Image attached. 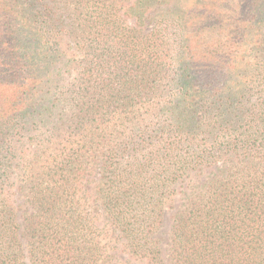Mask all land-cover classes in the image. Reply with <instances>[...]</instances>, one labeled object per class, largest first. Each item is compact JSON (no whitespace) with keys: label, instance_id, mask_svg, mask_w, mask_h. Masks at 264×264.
<instances>
[{"label":"trees","instance_id":"1","mask_svg":"<svg viewBox=\"0 0 264 264\" xmlns=\"http://www.w3.org/2000/svg\"><path fill=\"white\" fill-rule=\"evenodd\" d=\"M121 1L124 0H0V91L7 87L12 90L0 99L3 180L14 167L8 159L10 150H3L1 136L12 130L21 132L30 124L44 126L50 121L54 127L61 126L58 122L63 120L61 111L66 107L60 108L55 103L57 95L66 97L69 93L64 102L77 110L71 121L81 127L94 119L93 115L100 117L106 113L113 118L126 111L127 104L130 107L138 101H154L157 89L172 67L162 57L158 41L163 35L155 28L138 35L134 28L124 25L116 14ZM174 1L132 0L126 7L121 6L124 15L139 20L147 7L162 5L171 16L170 22L180 31L181 50L177 51L173 94L167 112L170 131L178 139L164 145L162 141V152L157 156L152 154L148 165L157 157L178 150L182 140L189 143L187 150L192 151H187L173 167L161 165L153 169L148 182L131 177L122 181V173L110 169L112 176L104 174L105 188L99 190L97 198L127 264H264V168L254 162L264 159V0L238 1L237 23L229 36L250 39L252 47L238 43V48L243 53L255 51L256 55L238 73V93L229 90L224 98L220 92L227 85L219 83L224 74L220 49L203 50L196 55L191 47H195L193 36L198 40L202 37L191 35L186 28L190 17L186 7V12L168 10L178 3ZM202 45L208 47L205 41ZM68 64L75 66L70 68L76 82L72 89L61 91L58 81ZM197 65L212 66L216 80L208 74L205 79L202 76L205 69ZM249 67L253 70L251 75ZM248 76H255L257 90L252 109L246 104L251 82ZM233 96L240 98L235 115L239 120L247 119L241 143L224 147L243 157L234 171L224 163L217 164L220 160L214 154L215 149H221L216 143L206 147L195 142L196 136L212 135L215 127L223 128L220 126L228 122L231 115L227 103ZM121 107L123 110H119ZM213 107L217 115L214 122L219 126L211 129L209 118ZM69 149L61 150L51 166L40 165L48 172L29 167L40 178L39 182L31 181L37 182L38 189L33 193L30 190L28 202L41 210L48 221L46 224L36 221L34 227L35 223L22 226V231L34 232L36 236L27 241L29 264H118L105 254L99 240L90 239L87 230H92V226L86 219L67 209L69 179L76 171L71 167L80 162L81 156L80 150ZM103 167L107 173V163ZM188 170L196 171L195 176L205 170L207 174L204 178H193L194 185L184 195V206L176 212L171 225L170 263H167L154 236L166 199L172 194L171 186ZM165 171L168 174L160 177ZM8 201L0 198V264H20L21 253L16 247L20 226L14 228L15 207Z\"/></svg>","mask_w":264,"mask_h":264},{"label":"rangeland","instance_id":"2","mask_svg":"<svg viewBox=\"0 0 264 264\" xmlns=\"http://www.w3.org/2000/svg\"><path fill=\"white\" fill-rule=\"evenodd\" d=\"M131 1L124 0L119 2L118 7L120 6V8L116 14L120 16L124 25L128 28H134L138 35L149 33L154 28L159 34L163 35L158 41L161 44L162 57L164 61L170 62L172 66L168 72V76L164 78L159 89H157L154 101L150 103H141V101H138L134 106L130 107L127 104L126 111L120 112L119 116L116 115L113 118L106 113L100 117L93 115L92 118L95 120H87V123H84L81 127L79 124H73L71 121L72 114L74 111L77 113V110L67 104V102H64L65 99H68L67 96L69 93L65 94L66 97H64V94H59L55 97V103L59 104L60 108L66 107L62 108L61 111L64 117L63 120L58 122L62 123L61 126L56 125L54 127L48 121L44 126L38 124L32 126L30 124L21 132L12 130L7 132L5 136L3 135L4 137L1 136V138H4L2 143L3 150L7 152L10 150V158L8 159L12 161L14 168L13 170H9V176L5 180H3L4 176L0 174V198L9 199L8 202L15 207L16 224H14V228L17 225L20 226L16 232V238L18 240L16 247L20 249L21 253L20 264H29L27 241L28 239L32 241L36 238L33 234L34 232L22 231V226L26 225V223L27 225L28 223L31 225L36 221L44 224L48 222L45 219L44 213L41 210L38 211L36 207L33 208V205L31 206V203L29 204L28 202L30 190L33 193L38 189L36 188V183L39 182L38 179L40 178V174H33L29 167L48 172V169L44 168V166H51L52 161H54L53 159L58 158L61 150L65 148H70V152L80 150V162L71 167L73 170L76 168V171L72 172V176L69 179L71 185L69 186V200L66 202L67 209L69 211L73 210L75 214H81L86 219L88 225L92 226V230H87L88 234H90V239L94 237V239L99 240L100 245L105 249V254L111 255L113 260H116L118 264H127L125 253H121L120 249H118L120 244L116 233L113 232L111 224L102 212L101 200L97 198L99 190L105 188L104 182L106 178H104V174L111 177L110 169H116L115 173H122V181L131 177V179L135 178L148 182L150 177L149 172H152L153 169L161 165L173 167L185 157L187 151H192V149L187 150L189 143L182 140L179 143L178 150L175 149L172 153L164 157L159 156L160 158L157 157L155 162L148 165L149 157L152 154L157 156V154L160 155L162 152V141L164 145L165 143L177 141L178 139L170 131L172 127L167 112L170 104L168 100L171 99L169 97L173 94L177 51L181 50L179 43L180 31L174 22H170L169 19L171 16L168 15L167 10L165 11L162 5L159 7H147L143 12L142 18L139 20H136L135 16L124 15V8L121 5L126 7ZM238 1L178 0V3L175 2L178 7H172L176 6L173 3L171 8L168 9L170 11L176 10L178 13L187 11V16L190 17L186 28L190 31L191 35L196 33V35L198 34L202 37L198 40L196 36H193L195 41L193 44L195 47L193 45L191 47L195 48L194 52L196 55L201 54L203 50L220 49L219 54L222 57L220 64L224 74L219 83L221 85H227V89H223L224 91L222 93L220 92V96L223 98L229 90H231V93H238V85L240 84L238 73L243 71L246 63L253 62V58L256 55L255 51L243 53L238 48V43H244V45L252 47L253 42L250 39L245 38L242 40V38L238 39L237 35L234 37L229 36V32L234 30V25L237 23ZM193 18H195L194 21L199 22H194L192 20ZM228 39L232 40V44H230ZM162 40H164V43ZM203 41H205L208 47L202 45ZM74 59L78 60L79 58L76 57ZM70 65L64 66V72L60 81H58V89L61 91L72 89L74 87L72 84L74 85L76 82L75 73L70 68L75 66ZM197 66L199 69H205L202 75L205 79H207L208 74L213 80H216L214 74H212V66L208 68ZM248 73L249 75L253 74V70L250 67ZM248 77L251 82H248L249 93L246 104L247 107L252 109L257 100V90L254 88L255 76ZM11 92L12 90L10 88H3L0 91V99ZM137 93V91L134 92V95ZM239 102L240 98L233 96L232 100L227 103L230 111L228 113L231 116L228 122H225V125L220 126L223 128L215 127L212 135L209 133L200 134L195 138V142L201 143V146H203V143L206 147H209L213 142L216 143L221 149V151L215 149L214 154L220 160L219 162L217 161V164L224 163L226 167L231 166V170L233 171L238 167V160L243 157H238V154H235L233 151H226L224 147L233 144L238 145L244 139L241 132L247 127V119L239 120L238 116L235 115L238 113ZM206 103L210 106L211 102L208 101ZM198 105L196 104L197 108ZM212 109H214V112H212L209 118L211 129L213 126H219L214 122L217 116L215 112L216 108L213 107ZM59 110L57 111L59 112ZM119 110H123V108L121 107ZM39 158H41V161ZM35 161L40 162L36 164ZM254 162H258V165L264 168L263 158L254 159ZM103 163H107L109 166L107 173L105 172ZM41 164H44V166L40 168ZM144 165L145 170H142ZM195 172L194 170H188L177 181V184L171 186L170 191L172 194L166 199L163 214L158 219V230L154 238L158 240L157 245L162 249L167 263H170L168 255L171 244V225L176 212L179 213V210L183 208V202L185 201L184 195L194 185V182H192L193 178H204L207 174L205 170L203 174L195 176ZM165 174H168V172L165 171L159 176L163 177ZM35 177H37V180ZM34 180L37 182H31ZM188 184L190 185L187 187ZM19 185H21L20 190L18 188ZM34 226H36V223L32 227ZM38 227L39 224L37 225Z\"/></svg>","mask_w":264,"mask_h":264}]
</instances>
